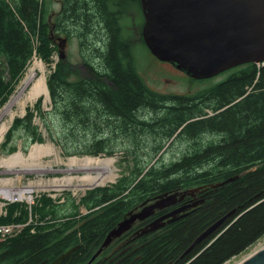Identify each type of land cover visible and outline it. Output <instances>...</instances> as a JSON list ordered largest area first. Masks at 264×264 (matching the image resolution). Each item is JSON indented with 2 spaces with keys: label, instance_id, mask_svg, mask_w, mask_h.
<instances>
[{
  "label": "trees",
  "instance_id": "obj_1",
  "mask_svg": "<svg viewBox=\"0 0 264 264\" xmlns=\"http://www.w3.org/2000/svg\"><path fill=\"white\" fill-rule=\"evenodd\" d=\"M50 2L0 0V103L7 99L34 54L45 63L51 62L56 45L49 33ZM116 47L112 46L103 67L85 64L82 69L68 58H59L46 76L51 108L43 110L38 99L24 115L15 116L2 148L7 153L15 151L14 144L6 147L14 134L26 135L28 145L42 142L46 133L64 156H106L122 150L117 161L122 166L120 175L114 182L88 188L78 197L66 191L62 201L61 196L53 198L42 192L30 207L24 201L7 203L0 223H25L29 217L31 222L17 235L0 241V264L49 262L74 245L78 248L60 264H86L109 230L143 200L234 175L239 176L156 231L135 238L132 235L162 215L164 208L136 221L104 247L92 264H223L264 235V63L229 69L225 79L196 90L190 98H167L141 86L135 72L120 64ZM209 79L190 78L193 82ZM143 97L146 107L137 112ZM163 100H171L172 108L159 111ZM101 106L121 114L120 122L156 115L144 128L156 138L155 143L149 140L151 150L133 128H124L125 123L114 128L110 114ZM36 116L42 127L35 123ZM189 118L183 132L190 130V153L176 160L155 158L165 139ZM158 126L165 136L160 140L154 131ZM203 131L207 136L200 140L197 135ZM116 132L126 135L123 142H117ZM198 197L190 196L189 202ZM232 209L219 231L187 250L201 231Z\"/></svg>",
  "mask_w": 264,
  "mask_h": 264
},
{
  "label": "water",
  "instance_id": "obj_2",
  "mask_svg": "<svg viewBox=\"0 0 264 264\" xmlns=\"http://www.w3.org/2000/svg\"><path fill=\"white\" fill-rule=\"evenodd\" d=\"M144 4L146 23L143 35L147 47L158 59L170 62L190 78H211L242 64L264 62V0H144ZM57 41L58 56L64 58L63 46L59 38ZM238 176L210 185L160 193L143 200L109 230L87 264L136 221L150 217L156 210L174 204L187 194L195 197L199 193V197L190 203L159 215L133 231V238L156 231L165 223L184 216L202 203L207 194ZM233 211L222 214L208 225L187 250L219 231ZM77 248L78 245H74L51 261L39 264H60ZM223 264H264V235L245 252Z\"/></svg>",
  "mask_w": 264,
  "mask_h": 264
},
{
  "label": "flooded vegetation",
  "instance_id": "obj_3",
  "mask_svg": "<svg viewBox=\"0 0 264 264\" xmlns=\"http://www.w3.org/2000/svg\"><path fill=\"white\" fill-rule=\"evenodd\" d=\"M57 3L58 8L50 10L48 15L49 33L55 45L58 46L57 38L60 45L63 46L65 58H67V50L72 42L75 43L79 54L78 64L83 69L84 65L104 66L106 56L111 55L112 46L115 44L116 56L123 66H128L132 69L140 85L148 88L151 92L163 97H173L181 95L182 97L190 98V91L187 93H176L158 90L152 87L146 80V74L143 70L145 60L146 66L155 68L156 76L165 75L164 82H170L169 73L174 72L183 76H187L183 71L176 68L168 61L158 59L153 55L147 47L143 30L146 23L145 4L144 0H53ZM57 19V24L55 20ZM189 77V76H188ZM190 78V77H189ZM156 80V78H154ZM112 82L109 81V84ZM143 92L145 97L146 93ZM143 97L139 104L137 112L144 110L146 107V99ZM190 101V99H189ZM159 111L165 108H172L171 100H163L159 102ZM101 108H103L101 106ZM105 112L110 114L109 118L111 125L114 128H119V125L124 124V128H133L135 133H138L140 139L155 140L153 133L144 129L147 121L156 119V115H151L148 118L141 119L135 116L134 120H126L120 122V116L111 113L110 109L103 108ZM155 113V112H154ZM112 114V115H111ZM161 115V114H159ZM157 115V117L159 116ZM134 121V122H130ZM159 123V122H158ZM190 123V118L185 120L178 126L174 132L167 138L166 143H179L186 145V150H183L180 158L187 153H190V130L183 132V128ZM134 125V127L130 125ZM160 124V123H159ZM190 129V128H189ZM159 139L163 136L160 126L155 130ZM207 133L203 131L197 135V138H206ZM126 135L115 133V139L123 142ZM178 145V144H176ZM190 201V195H185L182 199L177 200L174 204L164 207V213L171 211L179 206H182ZM163 209V208H162ZM163 213V214H164ZM159 216V215H158ZM95 262V258L90 262Z\"/></svg>",
  "mask_w": 264,
  "mask_h": 264
},
{
  "label": "rangeland",
  "instance_id": "obj_4",
  "mask_svg": "<svg viewBox=\"0 0 264 264\" xmlns=\"http://www.w3.org/2000/svg\"><path fill=\"white\" fill-rule=\"evenodd\" d=\"M50 6L52 9H57L58 5L55 3V1L50 0ZM58 47L56 45V50L55 52L51 55V62L50 63H45L43 60L40 59L38 55H33L30 62L34 60V58L42 62V64L45 67V72L46 76L50 72L51 68H54L55 63L58 61L59 56H58ZM78 51L77 47L74 42L71 43V45L68 47L67 50V58L72 62V63H78ZM145 60L140 62V65L143 63V67L146 68V70H143L144 73L146 74V80L147 82L152 86L155 87L158 90L162 91H167V92H176V93H187L190 91L191 93H194L196 90L203 88L204 86H207L209 84H212L214 82L220 81L225 79L230 70L221 72L214 77L210 78L209 80L202 81V82H193L190 80L188 76H183L178 73L171 72L169 73L170 75L168 76L170 80L168 82H164V78H166L165 75L161 76H156L157 74L155 73V68L153 66H146V63L144 62ZM30 64V63H29ZM28 64V66H29ZM263 64V63H260ZM27 68L25 71L22 73L21 77L18 79V81L12 86V90L9 93L7 99L2 103H0V125L2 121H6L8 123V127L11 125V115L10 112L14 111V115L12 118L15 116H21L22 114L25 113V110L27 107H33V105L36 103L38 99H41V107L43 110H49L50 107V99L45 102L44 97H38L34 101H27L25 105V109L21 113L18 109V105L16 102H13L11 106H9L8 109H5V106H8L10 103L13 94L15 91L18 89V87L21 84V80L24 77V74L26 73ZM0 67H2L1 64V57H0ZM156 78V80H154ZM35 123L39 124L42 127V121L39 116L35 117ZM6 129V131H7ZM3 134L2 139L0 140V158L1 157H7L10 154L16 152V151H21L23 153V156L25 159L18 160L14 164V168L12 170H8L7 166L5 165H0V189L5 187H13L11 189H17V188H27L29 190L28 193H32L31 199H34L35 196H38L42 192H46L48 195L51 197L55 198L57 196H61V201L63 200L62 194L65 193L66 191H70L74 197H78L84 191L88 188H91L93 186H98V185H104L108 184L111 182H114L115 179L120 175L121 168L122 166H119L117 161L118 157L122 154V150L116 151L113 155H99V156H93V157H99V158H105V157H111L112 158V163L108 166L106 170V180L103 183L99 184H90L86 180L82 178H78V176H82L86 174L87 172H91L92 174H95L97 171L96 170H83L75 165L72 167H68L66 165V161L68 156H64L60 147L57 146L53 141H51L47 136L46 133H44V140L42 142L35 141L33 143H30L26 145L25 141L27 139L26 135L19 136L18 134H14L11 136L10 141L7 143L8 147L11 144H14L16 146L15 151L11 153H7L4 151L2 148V143L4 141V136L5 133ZM42 131L44 132V128H42ZM207 136V135H206ZM160 140V139H158ZM157 140V141H158ZM144 146L147 147V149H150L153 147V144L147 140H141ZM118 143H121L120 141H117ZM156 141L153 140V143ZM35 143H41V144H49L52 146L54 151L50 154H41L40 156L36 157H29V151L32 147L33 144ZM178 144V145H176ZM119 149L120 146L117 145ZM186 150V145L182 144L180 145L179 143H166L164 142V145L162 146L161 149L155 154V158L157 157H162L166 160H176V158L179 156V154L183 151ZM146 150L144 151V153ZM76 156V155H73ZM84 156H90V155H83V156H77V157H84ZM26 167V168H25ZM72 176V180L69 183L63 182L64 177H69ZM7 179V181H6ZM9 179V180H8ZM59 182V183H58ZM1 192V191H0ZM1 199H6L9 200L7 197H5L3 194L0 193V200ZM20 201H24L25 199H18ZM19 201V202H20ZM82 212H85L86 210L84 208H81Z\"/></svg>",
  "mask_w": 264,
  "mask_h": 264
},
{
  "label": "bare ground",
  "instance_id": "obj_5",
  "mask_svg": "<svg viewBox=\"0 0 264 264\" xmlns=\"http://www.w3.org/2000/svg\"><path fill=\"white\" fill-rule=\"evenodd\" d=\"M38 97H44V101L46 102L49 98L48 90L46 85V72L45 67L41 61L37 60V58L32 60L28 66L24 77L21 80V84L15 93L12 96V99L8 106H5V109H8L9 106L13 102H16L18 105L19 111L22 113L25 109V105L27 101H34ZM10 115L13 117L14 111L10 112ZM11 117V118H12ZM8 127V123L4 120L1 122L0 125V140L3 137L4 132ZM54 151L52 146L49 144H41L35 143L32 145L29 151V157H38L41 154H50ZM25 159L23 153L19 150L7 157L0 158V165L7 166L8 170H12L14 168V163L18 160ZM111 157L99 158L93 156H84V157H77V156H70L67 158L66 165L68 167L76 166L80 169L89 171V170H96L95 174L91 172H87L82 176H78V178H82L86 180L90 184H99L103 183L106 180V170L108 166L112 163ZM26 168V167H25ZM72 176L64 177L63 182L69 183L72 180ZM9 180V179H8ZM7 181V179H6ZM59 183V182H58ZM13 187L8 188H1L0 193L3 194L7 198H13L17 196L18 198L24 197V191L29 190L27 188H17L11 189Z\"/></svg>",
  "mask_w": 264,
  "mask_h": 264
},
{
  "label": "built area",
  "instance_id": "obj_6",
  "mask_svg": "<svg viewBox=\"0 0 264 264\" xmlns=\"http://www.w3.org/2000/svg\"><path fill=\"white\" fill-rule=\"evenodd\" d=\"M30 197L31 195L28 193L27 195ZM26 199L29 201L30 199ZM6 204V201H0V214L3 213L5 214V210H3V206ZM24 224L23 223H5V224H0V241L5 240L8 237L14 236L21 232Z\"/></svg>",
  "mask_w": 264,
  "mask_h": 264
}]
</instances>
